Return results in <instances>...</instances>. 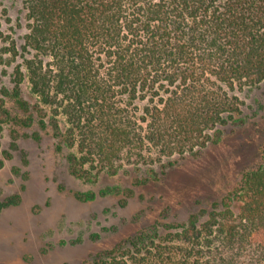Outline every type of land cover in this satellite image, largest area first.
<instances>
[{
	"label": "trees",
	"instance_id": "16d2710c",
	"mask_svg": "<svg viewBox=\"0 0 264 264\" xmlns=\"http://www.w3.org/2000/svg\"><path fill=\"white\" fill-rule=\"evenodd\" d=\"M25 7L13 81L18 91L28 80L42 126L48 118L60 148L75 149L69 171L87 182L125 164L147 169L135 184L157 180V164L217 142L218 127L244 124L242 102L229 90L264 81V0H25ZM8 51L19 54L15 43ZM8 120L0 101V129ZM18 203L0 201V215ZM89 264H264V143L258 166L205 221L193 215L178 229H141Z\"/></svg>",
	"mask_w": 264,
	"mask_h": 264
},
{
	"label": "rangeland",
	"instance_id": "374dc122",
	"mask_svg": "<svg viewBox=\"0 0 264 264\" xmlns=\"http://www.w3.org/2000/svg\"><path fill=\"white\" fill-rule=\"evenodd\" d=\"M28 23L25 0H0V101L9 113L0 129V201L19 199L0 215V264H89L96 253L113 249L141 229H178L193 215L203 222L244 172L260 163L264 81L229 90L242 102L244 124L218 127L217 142L165 159V167L157 164L155 181L135 184L147 169L133 164L123 165L115 175L101 174L94 183L72 176L66 156L75 149L60 148L48 118L42 126L39 99L28 80L18 91L13 81L23 60ZM12 43L17 56L8 51ZM18 99L28 103V111ZM58 119L66 128L65 117ZM114 186L118 194L102 193ZM88 192L95 194L93 199L77 198Z\"/></svg>",
	"mask_w": 264,
	"mask_h": 264
}]
</instances>
